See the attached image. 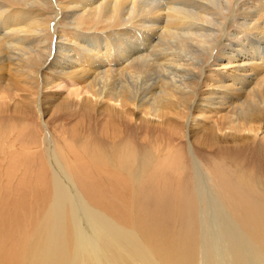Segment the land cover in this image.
Listing matches in <instances>:
<instances>
[{
	"label": "bare ground",
	"instance_id": "obj_1",
	"mask_svg": "<svg viewBox=\"0 0 264 264\" xmlns=\"http://www.w3.org/2000/svg\"><path fill=\"white\" fill-rule=\"evenodd\" d=\"M14 67L25 89L4 73ZM63 77L82 85L62 107L101 113L112 148L78 126L64 142L46 132L30 179L53 183L52 204L35 223H0V264H264L263 178L221 160L205 169L191 150L176 173L180 183L188 167L193 187L174 188L158 174L164 161L138 174L131 143L115 147L113 135V116L168 126L169 143L155 149L168 154L177 139L212 149L264 133V0H0V90L26 91L25 107L44 116L60 98L45 90ZM104 181L164 184L102 196L100 211L75 183Z\"/></svg>",
	"mask_w": 264,
	"mask_h": 264
},
{
	"label": "rangeland",
	"instance_id": "obj_2",
	"mask_svg": "<svg viewBox=\"0 0 264 264\" xmlns=\"http://www.w3.org/2000/svg\"><path fill=\"white\" fill-rule=\"evenodd\" d=\"M213 68H219V67H213ZM5 71H7V73ZM5 71L4 73L6 75L12 74L13 78L21 81V82L18 81V84L19 86H22L25 89L27 83L25 82L26 83L25 84L24 81L26 79L22 77V75H20L19 73L17 74L15 72V67L12 68V70L5 68ZM62 81H63L62 83L67 88L65 86L64 87L51 86L50 89L48 88L47 90H45V93L48 97L49 96L51 97L54 94L55 96L57 95V97L60 98L52 102L51 100L54 99L52 96L50 99H48V101L46 100L48 103L45 106L46 113L44 114V116L40 114L41 112L38 110V108H36L35 105L27 104V107H25L26 102H28L27 100L28 95L26 94L27 93L26 91L20 89L19 92L17 91V93L14 90L5 93L4 91L0 90V107H1L0 111L3 108L4 103H8V106L7 105L4 106L5 111H2V114H5L4 120L0 119V134H1L0 136L5 135L6 140L4 142L5 145L7 146L6 147L4 145L0 149L2 151L0 152L1 153L0 154V182H1L0 183V223L4 222L5 224H7L8 221L12 220L18 222L20 221V223L23 225L24 224L28 225L30 222L35 223L39 221V219H42L44 215H46V212L49 210L54 195L53 183H34L33 181L31 182L32 179H30V177L32 178L33 176H35V174H37L36 173L37 170L32 163L34 160H41L42 152L40 149V144H38L39 143L38 141L41 138L45 137L46 132H49L54 140L58 141V139H60V141L62 140V142H64L63 140L64 136L66 134L71 135L72 131L75 130L74 127L78 126L79 132L84 131V135L87 139H89L90 143L97 144L98 142V144H100L102 147L112 148L111 147L112 144L107 139V136L104 135V132L106 131V129L104 130L105 128L104 123L106 121V118L103 117L101 113L99 114L93 112L92 115L95 117L94 118L91 114L87 116L88 113H86L87 111H85L84 109L78 107H64V106L62 107L64 101L61 103L60 100L61 99L63 100L65 97H70V94L71 97H73L74 92L78 88H81L80 86L82 85L80 84L79 87L70 86L69 85L70 80L67 79L66 77H63ZM1 101H3L4 103H2ZM223 113L221 112L220 114L222 115ZM220 114L216 115V117H214L215 119L213 120L218 119V121L216 120L217 125L221 124L219 125V128H224L223 121L220 119L221 117ZM175 116L177 117L176 119L178 120V123L182 121V119L179 116L177 115ZM114 118L115 121L117 122L115 124L116 126L115 129L117 128L118 129L115 130L116 133L113 132V135L120 136V138L117 140L118 142L115 144V147L125 144L126 142L131 143L132 147L134 148V149L131 148V150H134V153L136 154V160L138 162L135 165H138V167L141 168L138 171V174L139 172L142 173L145 170L148 172L150 167L155 166V164L157 163L158 166L161 167L164 161L166 166L162 169L163 172L159 171L158 174L160 175L161 173L164 175L166 174L168 178H171V183H166V184H169L171 187L174 188L177 187L178 189H186L191 191V188L193 187L192 184L194 183H189L190 169L188 167L186 169V166L183 167V165H181V171L184 172V176H183V180L180 183H178L177 175L180 172V168H178L179 167L178 164L180 162L184 163V161L186 160L189 161V158L192 159L190 155V151L192 150L191 152H194L193 154H195L196 157H198L200 163L202 164V167L204 166L203 168L205 169L207 167V164L212 165L214 164L215 161L221 160L224 164L229 165L233 169H235L237 173H246L247 174L246 176H249L250 178L256 176L257 178L261 177L264 180V133L262 132H260L261 134L259 133V135H257L256 137L247 139L246 141H239L238 143L232 141L219 143L218 145H214L212 149H208L205 146L201 145L198 140H196L195 142L193 141V143H190V140L186 138L177 139L175 143L179 144L178 146H180L181 148L175 150L170 149L172 150L169 151L170 153L162 154V152L155 153V149L160 143H164V144L169 143L167 141L169 139L167 138L171 137L172 134L170 127L168 126L162 127V125L158 126L157 124L153 125V123H149L145 121L141 122L130 119H128V121L127 119L121 120L118 119V117L116 116H113V119ZM81 122L84 123L82 124ZM178 123L174 121V124H172L173 128H176L175 130H179L177 129ZM82 125L86 126L85 128L86 130H83V128L81 127ZM160 127H162V129ZM110 128L113 129L114 127L110 126ZM121 131L123 132L121 133ZM163 131L166 132L169 136L167 137L166 136L167 134L164 133ZM102 134L103 136L101 137ZM17 135L19 138L16 137ZM58 136H60V138ZM35 140L37 142V145L32 146V143L34 144ZM185 154H187V156ZM145 157L147 158L145 159ZM164 158H167L166 161ZM153 159L154 161H151ZM187 161H186V165L189 166L187 164L188 163ZM148 162L149 164H146ZM133 163H135V161H133ZM223 163H221V165H224ZM165 169H167L168 171H165ZM23 172L26 173L25 175L26 178L23 182L20 183L19 182L20 180L17 179V176L18 175L22 176L24 174ZM164 172H167L168 174ZM105 182L106 181L102 183H84V184L75 183V184H77L76 186L79 187V189L83 192V194L87 198V201L95 208H98L100 211H101V199L105 196L128 197L132 195L131 193L133 192V190L137 188L138 190L144 189L143 195H147L148 192L151 191V189L153 190L152 188L153 186L154 187L159 185L162 186V184H164V183H153V184L133 183L132 185V183H105ZM68 210L69 212H71L70 208ZM107 213L111 214L110 212ZM23 218L27 220V221L25 220L26 222H28V220L29 222L28 223L24 222Z\"/></svg>",
	"mask_w": 264,
	"mask_h": 264
}]
</instances>
